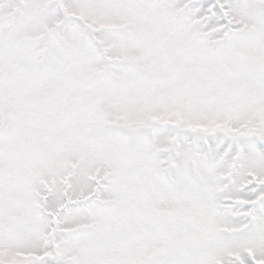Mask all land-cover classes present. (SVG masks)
Masks as SVG:
<instances>
[{"label":"snow or ice","instance_id":"obj_1","mask_svg":"<svg viewBox=\"0 0 264 264\" xmlns=\"http://www.w3.org/2000/svg\"><path fill=\"white\" fill-rule=\"evenodd\" d=\"M0 264H264V0H0Z\"/></svg>","mask_w":264,"mask_h":264}]
</instances>
